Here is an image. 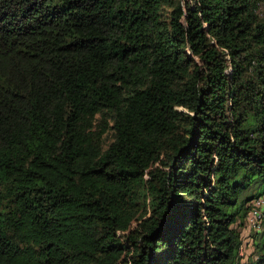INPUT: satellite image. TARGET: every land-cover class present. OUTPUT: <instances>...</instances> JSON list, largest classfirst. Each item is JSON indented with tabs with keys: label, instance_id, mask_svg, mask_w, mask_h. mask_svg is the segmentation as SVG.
<instances>
[{
	"label": "trees",
	"instance_id": "obj_1",
	"mask_svg": "<svg viewBox=\"0 0 264 264\" xmlns=\"http://www.w3.org/2000/svg\"><path fill=\"white\" fill-rule=\"evenodd\" d=\"M263 196L264 0H0V264H238Z\"/></svg>",
	"mask_w": 264,
	"mask_h": 264
},
{
	"label": "rangeland",
	"instance_id": "obj_2",
	"mask_svg": "<svg viewBox=\"0 0 264 264\" xmlns=\"http://www.w3.org/2000/svg\"><path fill=\"white\" fill-rule=\"evenodd\" d=\"M169 160L165 159L164 157L160 156L155 164V166L152 168L154 169H160L163 173L167 170ZM146 181H149V175L145 176ZM251 192H246L245 195H250ZM237 231L239 232V235L242 240V245L240 249V257L238 260V264H252L255 260L256 256L253 254L254 250V243H262L263 242V236L260 237L259 232L264 229V219L260 223V227L258 230H254L253 228L249 227L247 225L246 218L244 219L241 226L238 227V224L236 226Z\"/></svg>",
	"mask_w": 264,
	"mask_h": 264
},
{
	"label": "built area",
	"instance_id": "obj_3",
	"mask_svg": "<svg viewBox=\"0 0 264 264\" xmlns=\"http://www.w3.org/2000/svg\"><path fill=\"white\" fill-rule=\"evenodd\" d=\"M246 214L247 225L254 230H258L264 215V196L253 199L248 204Z\"/></svg>",
	"mask_w": 264,
	"mask_h": 264
}]
</instances>
